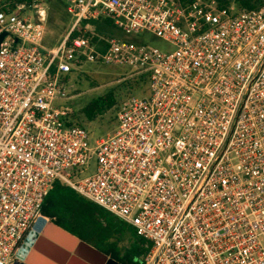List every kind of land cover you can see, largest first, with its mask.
Segmentation results:
<instances>
[{
  "label": "built area",
  "instance_id": "built-area-1",
  "mask_svg": "<svg viewBox=\"0 0 264 264\" xmlns=\"http://www.w3.org/2000/svg\"><path fill=\"white\" fill-rule=\"evenodd\" d=\"M57 1L73 23L47 49L46 0H0V264L27 255L56 182L148 243L143 264H264V6ZM86 64L146 78L104 138L55 106Z\"/></svg>",
  "mask_w": 264,
  "mask_h": 264
},
{
  "label": "rangeland",
  "instance_id": "rangeland-1",
  "mask_svg": "<svg viewBox=\"0 0 264 264\" xmlns=\"http://www.w3.org/2000/svg\"><path fill=\"white\" fill-rule=\"evenodd\" d=\"M229 1L235 10L239 11L234 0ZM43 6L46 10V21L42 25V32L40 34L41 44L47 49L55 48L67 34L73 23V18L67 13L66 6L57 0H46ZM28 16L35 20L33 13L28 12ZM114 36L133 42H141L164 51L171 49L168 44L149 33H144L139 37H131L129 39L124 33L114 30ZM129 72L130 69L123 66L86 64L78 74L76 73L71 76V82L67 87L68 99L56 102L55 106L68 107L72 111L71 117L74 123H79L78 125L86 128L93 138H104L116 130L115 112L117 106L128 97H141L144 94L142 89H129L130 85L128 81H132L133 79H123ZM112 96L116 100L117 106L103 112L107 107L104 105L106 102H103L104 109L102 114L96 116L92 122L86 120L83 109L88 104L98 99L110 98ZM91 173L92 171H89L88 175ZM125 227L124 234L121 236L120 241H118V247L121 250L128 249L133 242L132 236L130 235L133 230L127 226ZM102 235L107 238L106 230L97 229L88 238L89 240L87 242L97 250H101L103 249L101 246L103 244ZM117 238V236H114L111 241ZM143 242L145 241L143 240Z\"/></svg>",
  "mask_w": 264,
  "mask_h": 264
},
{
  "label": "trees",
  "instance_id": "trees-1",
  "mask_svg": "<svg viewBox=\"0 0 264 264\" xmlns=\"http://www.w3.org/2000/svg\"><path fill=\"white\" fill-rule=\"evenodd\" d=\"M218 1L221 7H228L230 3L229 0ZM234 3L238 6L239 11H252L264 6V0H234ZM96 27L99 34L114 35V29L107 25V22L97 23ZM128 82L129 89L140 90L146 84V78L140 77ZM103 102H106L104 105L107 106L104 111ZM114 106H117V102L113 99V96L98 99L88 104L83 109V114L87 121L92 122L96 116L102 114V111H108ZM40 215L87 244H89L87 242L88 238L97 229H105L107 238L102 235L103 244L101 246L103 249L98 250L120 264H143L142 257L149 249V244L138 238L134 231H132V234L130 233L133 239L131 246L126 250L119 249L118 241L122 238L121 236H123L127 225L97 205L80 197L60 182L54 184L52 191L42 205ZM114 236L118 238L111 241Z\"/></svg>",
  "mask_w": 264,
  "mask_h": 264
},
{
  "label": "water",
  "instance_id": "water-1",
  "mask_svg": "<svg viewBox=\"0 0 264 264\" xmlns=\"http://www.w3.org/2000/svg\"><path fill=\"white\" fill-rule=\"evenodd\" d=\"M4 37L0 35V44ZM34 230L35 242L18 264H120L43 217Z\"/></svg>",
  "mask_w": 264,
  "mask_h": 264
},
{
  "label": "flooded vegetation",
  "instance_id": "flooded-vegetation-1",
  "mask_svg": "<svg viewBox=\"0 0 264 264\" xmlns=\"http://www.w3.org/2000/svg\"><path fill=\"white\" fill-rule=\"evenodd\" d=\"M13 264H18L17 262L13 263Z\"/></svg>",
  "mask_w": 264,
  "mask_h": 264
}]
</instances>
